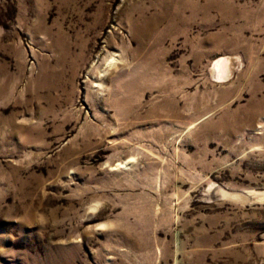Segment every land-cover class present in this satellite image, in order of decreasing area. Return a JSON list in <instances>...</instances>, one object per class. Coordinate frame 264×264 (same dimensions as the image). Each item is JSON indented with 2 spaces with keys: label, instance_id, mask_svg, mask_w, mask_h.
Segmentation results:
<instances>
[{
  "label": "rangeland",
  "instance_id": "rangeland-1",
  "mask_svg": "<svg viewBox=\"0 0 264 264\" xmlns=\"http://www.w3.org/2000/svg\"><path fill=\"white\" fill-rule=\"evenodd\" d=\"M0 264H264V0H0Z\"/></svg>",
  "mask_w": 264,
  "mask_h": 264
},
{
  "label": "bare ground",
  "instance_id": "bare-ground-1",
  "mask_svg": "<svg viewBox=\"0 0 264 264\" xmlns=\"http://www.w3.org/2000/svg\"><path fill=\"white\" fill-rule=\"evenodd\" d=\"M113 59H114V56H113ZM113 59H112V60H113Z\"/></svg>",
  "mask_w": 264,
  "mask_h": 264
}]
</instances>
